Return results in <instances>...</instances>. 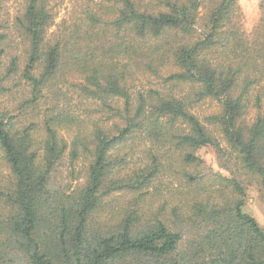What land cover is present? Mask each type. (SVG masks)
Segmentation results:
<instances>
[{"label":"trees","instance_id":"obj_1","mask_svg":"<svg viewBox=\"0 0 264 264\" xmlns=\"http://www.w3.org/2000/svg\"><path fill=\"white\" fill-rule=\"evenodd\" d=\"M8 1L0 264H264V0L251 30L239 0H80L56 29V0Z\"/></svg>","mask_w":264,"mask_h":264},{"label":"rangeland","instance_id":"obj_2","mask_svg":"<svg viewBox=\"0 0 264 264\" xmlns=\"http://www.w3.org/2000/svg\"><path fill=\"white\" fill-rule=\"evenodd\" d=\"M217 0H205V4L203 6L202 15L206 13L209 6H212L213 3H215ZM77 2H80V0H56L57 7H56V23L53 27V29H56L58 24L63 19H71L74 16V12L76 9ZM20 3L22 4V0H9L5 6L4 10V16L6 18H13L17 12V9L20 7ZM239 3L242 8V12L244 14V24L247 30H251L253 26L257 23L261 16V0H239ZM202 21V20H201ZM155 79H148V78H142L139 82V86L142 88H149L150 85L154 84ZM218 108V105L214 101L207 100L206 102L200 103V105L197 108V112L199 116L204 117L205 115H209L216 111ZM255 115V109H251L250 113L247 116V120H252ZM131 142V141H130ZM139 142L134 143V145H137ZM142 146V145H141ZM197 154L205 160V167L207 169H214L215 171L221 170L219 168L217 157L213 151L212 148L204 147L197 151ZM139 155H136V157ZM84 163L83 161H79L75 164V173L81 171ZM71 166L68 161H66L65 166L62 168L64 172L65 179L61 180L64 184H69L73 180L70 176V174L66 173V170L68 172L70 171ZM3 171L6 172V168L3 167ZM150 194L145 195L144 200L146 201L147 205H151L154 208V182L152 187L149 189ZM166 190V189H165ZM137 192H131L127 194L125 197L123 196L121 199V202H123L124 205H126L129 200L132 198L133 195H136ZM118 195L114 194L107 198L106 200L111 201L114 198H117ZM131 201V200H130ZM146 205V206H147ZM244 210L254 216L258 222L264 226V196L262 192L259 190V188L255 185H250L247 188V197H246V204L244 206Z\"/></svg>","mask_w":264,"mask_h":264}]
</instances>
